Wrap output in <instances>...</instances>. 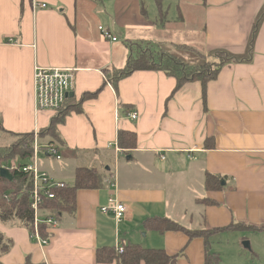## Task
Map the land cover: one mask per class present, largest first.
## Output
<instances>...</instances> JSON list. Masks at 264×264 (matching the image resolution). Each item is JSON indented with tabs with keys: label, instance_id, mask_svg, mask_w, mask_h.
Returning <instances> with one entry per match:
<instances>
[{
	"label": "crops",
	"instance_id": "1",
	"mask_svg": "<svg viewBox=\"0 0 264 264\" xmlns=\"http://www.w3.org/2000/svg\"><path fill=\"white\" fill-rule=\"evenodd\" d=\"M130 42L143 53L186 45L240 62H228L206 95L198 82L177 89L175 78L151 70L115 87L106 75L139 56ZM36 65L76 69L70 102L82 103L58 126L62 161L45 158V169L73 185L78 168H95L105 186L77 193L75 214L49 229L45 247L21 223L0 222L10 243L0 264H99V249L129 245L164 250L177 264H206L207 248L211 264H264V0H0L3 145L54 118L35 112ZM121 132L136 134L135 149L119 147ZM110 197L127 208L121 223L100 211ZM153 218L206 239L145 230Z\"/></svg>",
	"mask_w": 264,
	"mask_h": 264
},
{
	"label": "trees",
	"instance_id": "2",
	"mask_svg": "<svg viewBox=\"0 0 264 264\" xmlns=\"http://www.w3.org/2000/svg\"><path fill=\"white\" fill-rule=\"evenodd\" d=\"M160 19L163 18L161 5L159 4ZM178 50L188 51L196 54L202 59L201 63L191 64L181 60L175 55H165L159 61H154L152 56L147 53H141L136 59H130L126 68L115 72L112 76L106 75V78L115 87L124 78L130 76L136 71H162L166 75L177 80V89L188 83L198 82L204 89L206 95L207 85L215 81L222 68L228 62H240L236 59L228 57L223 51H215L214 53H203L195 48L182 45L177 47ZM99 92L87 94L83 101L93 99L98 96ZM70 102L66 109L57 117H54L49 128L39 133L40 141L45 143H57L63 145L58 134V126L63 124L71 111L81 112L82 103L73 105ZM4 128L0 121V132ZM16 138H23L22 143L17 146L0 147V169L26 162L32 157L34 135H18ZM118 145L122 150H133L136 148V134L123 133L119 134ZM20 162V163H19ZM12 179H5L0 176V222L8 223L17 221L30 232L33 230V211L30 205V196L32 184L30 177L26 174L17 171H11ZM218 182V183H217ZM220 183L217 177L209 176L206 180V186L210 189L217 190ZM105 186L104 175L95 168L81 167L75 172L74 184L67 185L64 189H56L54 191L55 198L53 200H44L41 209V220L45 222L47 218L54 217L58 222H61L65 214L74 215L76 212L77 193L81 190H99ZM7 198H6V197ZM145 230H154L162 233L170 231L185 232L191 239L196 237H205L203 232L195 233L186 231L176 223L165 218H153L144 223ZM48 225L41 224V234L48 236ZM250 230H263L250 229ZM219 232V231H216ZM50 236V235H49ZM206 239V237H205ZM10 243L7 242L4 236L0 233V255L9 250ZM206 264H211L212 256L207 248ZM218 259V258H217ZM97 262L99 264H177V257L168 255L164 250L148 249L137 245H129L125 248L122 255H118L115 248L105 247L97 252Z\"/></svg>",
	"mask_w": 264,
	"mask_h": 264
},
{
	"label": "built area",
	"instance_id": "3",
	"mask_svg": "<svg viewBox=\"0 0 264 264\" xmlns=\"http://www.w3.org/2000/svg\"><path fill=\"white\" fill-rule=\"evenodd\" d=\"M35 7L38 9H46L47 4L36 2ZM99 30L104 39L116 42L117 39L113 37L107 29L99 27ZM76 72V69L56 67L44 68L36 65L33 74L35 112H51L53 117H57L64 111L71 101L69 95L75 91ZM137 117L138 113L132 114V119L135 120ZM45 158L62 161L60 148L54 143L43 144L40 141V135L35 133L33 154L29 159V163L22 166L14 164L10 167H5L10 172L17 171L30 177L32 184L30 205L34 216L33 230L30 233L32 239L41 247H45L49 243V229L56 228L59 225V222L54 217L47 218L45 222H42L41 206L44 200H53L55 198L54 191L56 189H64L67 187V184L55 180L45 169L43 162ZM100 211L104 215L112 214L116 222L121 223L126 217L127 208L120 203L116 197H110L107 205L102 207ZM42 223L48 225V236H43L41 234ZM115 250L118 255H122L125 252L123 246H117Z\"/></svg>",
	"mask_w": 264,
	"mask_h": 264
},
{
	"label": "rangeland",
	"instance_id": "4",
	"mask_svg": "<svg viewBox=\"0 0 264 264\" xmlns=\"http://www.w3.org/2000/svg\"><path fill=\"white\" fill-rule=\"evenodd\" d=\"M97 1V0H96ZM99 3V2H98ZM120 41L122 42V43H125L126 42V39H122V38H120ZM130 44H132L131 46L133 47V48H135L134 49V54H135V57H137L138 56V54L140 55L141 53H143L145 50H144V48H140L139 50L137 49V46H136V44L135 43H132V42H130ZM168 46V45H167ZM171 46V45H170ZM169 47V46H168ZM162 47V48H158V47H152L153 49H152V52L153 53H148V52H145V53H147L149 56H152L153 57V59H154V61H156V62H159V61H161L164 57H165V55H175V56H177L178 58H180L181 60H183V61H186V62H188V63H191V64H198V63H201L202 62V59L199 57V56H197L196 54H194V53H191V52H188V51H182V50H178V46L177 47H175V46H173V47ZM147 48V47H146ZM171 48V49H170ZM200 50V49H199ZM201 51V50H200ZM22 139L23 138H14V140L13 141H11V143H9V144H7V145H3V141L4 140H6V138H2L0 141L2 142L0 145H2V146H5V147H8V146H17L18 144H21L22 143ZM2 146H0V147H2ZM3 148V147H2ZM20 163V162H19ZM29 163V160H27L26 162L24 161V162H21L20 164H22V165H26V164H28ZM18 165V164H17ZM70 184H72V180H69L68 181ZM248 241V240H247ZM249 242V241H248Z\"/></svg>",
	"mask_w": 264,
	"mask_h": 264
},
{
	"label": "water",
	"instance_id": "5",
	"mask_svg": "<svg viewBox=\"0 0 264 264\" xmlns=\"http://www.w3.org/2000/svg\"><path fill=\"white\" fill-rule=\"evenodd\" d=\"M70 98H73L74 97V93H71L70 95ZM0 176L2 177V178H5V179H12V174L10 173V171L8 170V169H6V168H2V169H0ZM247 246H249V244L247 243L246 244Z\"/></svg>",
	"mask_w": 264,
	"mask_h": 264
}]
</instances>
